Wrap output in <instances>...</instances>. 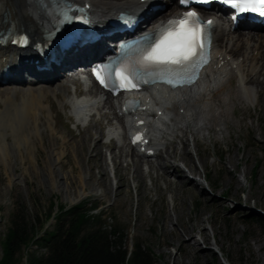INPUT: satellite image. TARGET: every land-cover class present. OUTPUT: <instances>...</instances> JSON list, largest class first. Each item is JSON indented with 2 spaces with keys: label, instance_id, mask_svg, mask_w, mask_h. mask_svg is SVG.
Returning <instances> with one entry per match:
<instances>
[{
  "label": "rangeland",
  "instance_id": "374dc122",
  "mask_svg": "<svg viewBox=\"0 0 264 264\" xmlns=\"http://www.w3.org/2000/svg\"><path fill=\"white\" fill-rule=\"evenodd\" d=\"M262 62L263 75L264 57ZM263 79L262 76L260 81ZM33 84H24L26 87L31 86L28 88L22 84L0 85V122H3V118L4 121L8 120L10 107L26 104L28 96L25 94L30 93L35 85ZM57 87H52L53 93L45 96L46 101H42V109L37 107L35 120L31 121L27 118L26 124L25 122L23 124L26 128V133L22 134L23 138L35 137L33 140L37 141L35 148L30 150L21 142L23 147L20 157L24 163L19 165V156L16 153L10 164L7 159L0 156V260L4 256L3 242L14 214H18L32 231L30 243L21 247L13 256L15 261L13 263L26 264L30 254L38 257L46 252L42 246L36 245V240L45 232L54 229V221L50 216L56 214L59 207L66 209L85 202L86 207L93 205L99 207L98 210H91L90 213L103 214L106 231L109 232L114 226L117 227L124 234L122 243L129 246L133 242L139 243L152 253L154 264H172L174 256L180 261L179 264H264V195L262 194L264 192V93H262V105L247 109L240 105L237 108L239 112L234 120L230 121L229 133L224 136V141L214 134L219 139L213 140L211 135L205 141L198 142L199 151L206 163L205 173L201 174V178L204 176L205 180H198L203 187L205 198H201L198 191L191 195L184 194L181 190L191 181L185 176L192 181L193 178H197L185 168L191 164L188 158L192 159L193 155L181 158L184 167L180 162H176L179 168L181 166L177 175L164 176V179L166 178L164 181L160 178L155 180L153 185L156 188L148 190L141 197L137 196L140 187L150 188V179L154 180L157 174L162 175V171L152 172L142 180L132 181L130 172L121 170L119 182L117 180L116 184L119 192L114 197L113 192L103 195L102 190L104 187L102 174H105L106 168V180L110 189L114 181L105 146V142H109L104 134L108 125L104 120L96 124L100 130L102 145L100 149L89 152L90 146L85 144L84 138L79 137L82 127L73 123L71 107L61 106L65 97L71 95L72 84L67 85L65 92ZM254 87L256 86L253 85ZM5 89L7 90L4 92ZM14 111H17V108ZM43 117L47 123L44 122ZM114 121L117 122L116 119L112 122ZM11 129L4 132L5 138L4 133H0V152L3 151L2 148L6 143L22 137L17 134L15 136L12 132L14 129ZM35 135L39 136L38 139ZM8 137L9 140L6 141ZM80 141L84 142L82 148ZM72 145L77 147L78 153L66 151V147L69 146L71 149ZM103 154L106 156L105 159ZM234 156L241 161L237 163L230 176L228 175L230 168L225 161ZM241 157L243 160L239 159ZM44 161L53 165L54 170L51 173L37 172ZM190 161L196 162L194 156ZM170 163L171 159L167 160L168 169H172ZM154 166L157 167V164ZM140 167L142 171L145 169V165L140 164ZM244 168L247 173L243 177L241 171ZM77 175H80L81 183L76 178ZM183 176V180L180 179ZM230 178L241 180L242 185L237 186L234 182L228 187H223V182ZM166 180L170 183L167 189L164 184ZM171 180L176 181V184ZM174 188L177 189L179 201L182 200L183 212L180 222L186 226L192 225L191 236L198 241L197 251L190 247L179 249L182 241L175 242L179 235V227L174 228L173 237L163 231L165 216L169 214V191H173ZM49 203L52 204V210L47 218L45 215L49 210ZM203 229L204 239L203 234L201 235ZM260 243L261 249L258 247Z\"/></svg>",
  "mask_w": 264,
  "mask_h": 264
},
{
  "label": "bare ground",
  "instance_id": "6f19581e",
  "mask_svg": "<svg viewBox=\"0 0 264 264\" xmlns=\"http://www.w3.org/2000/svg\"><path fill=\"white\" fill-rule=\"evenodd\" d=\"M53 1L54 0H0V31L2 33L8 31L9 35L22 33L27 35L30 41L39 37L44 31H49L50 29V23L47 19L46 12L53 6ZM69 1L85 3L92 14V19L94 20L101 18L107 19L123 10L130 13H137L156 2L155 0ZM158 13L159 12H155L145 18L143 23L146 24V28L144 30L153 27L158 20H164V18L169 15L167 13V15H163V17L159 19L152 20L153 16ZM258 31L261 32L240 33L238 31L229 30L225 23H217L212 31L211 61L200 74L195 85L171 92L152 87L147 89L144 93L138 92L131 94V97L138 103V109L135 113L126 117H123L120 114L122 101L119 102V99L117 100L116 106L114 105L112 98L108 95L96 99L95 93L92 91V86L87 90L88 94L94 96L93 99H90L85 96L87 92L85 94V92L78 89L74 83L77 82V76L74 71L75 65L81 63L84 64L90 59H93L95 53L99 50V44L92 47L89 46L74 54L68 53L60 62L59 66H51L48 72L41 73H35L29 65V58L34 56V54L30 47L26 46L24 50L14 51L15 55L18 56V62L13 56L9 57L8 54L5 56L10 76L4 83L18 86L21 84L23 85L25 81L21 77V74L27 72L33 74L36 78L34 82L35 85L33 84L34 86L31 88L30 93L25 94V96H28L26 104L9 108L8 120L4 121L3 118V122H0V133H4L7 129L12 128L15 131H12L13 134L15 136L17 134L21 137L22 134L26 133V128L23 126L24 122L26 124L27 118L31 121L35 120V110L37 107L42 109L41 104L43 100L46 101L45 96L53 93L52 87L58 86L57 88H61L60 90L65 92L67 85L72 84L74 85L73 94L71 91V95L65 97L61 106L65 107L68 105L71 107L70 113L75 119V125L82 127L79 137L84 138L83 141L85 144L90 146L89 152L100 149L102 145V138L99 133L100 130L96 127V124H99L100 120H104L105 124L108 125L104 134L107 139H109V142H105V146L108 151V160L112 167L111 177L114 181H112L113 185L112 189H110L106 180L107 168L105 167L106 172L105 174H102V179L104 180V187L102 189L103 195H107L111 192H113L114 197L117 195L119 190L116 184L117 180L119 182V172L121 170H123V172H130L132 181H135V179L142 180L145 177H148L152 172L159 173V171H162V175L159 176L157 174L154 180L150 179V188L146 189L144 186L140 187L137 196H144L148 190H152L155 187V180L160 178V180L164 181L166 179H164V176H175L180 172L181 166L179 168L176 162H180L182 167H184L185 165L181 162V158L184 159L189 155H193L196 162L190 161L193 159V156L192 159L188 158L191 164H188V167L185 166V168L188 169L191 174H195L197 178H193L192 181V179L185 176L186 179L191 181L187 182V186L181 190L182 193L191 195L198 191L199 196L205 198L203 197L205 196L203 187H201L198 180H205L204 176L201 178V174L204 175L205 173L206 163L204 156L199 151L198 142L205 141L210 138L211 135L213 136V140L222 138L224 141V136H227L229 133L230 121L237 116L239 112L237 108L240 107V105H243V108L246 107L247 109L248 107H255L256 105L260 106L263 103L262 93H264V79L261 81L260 79L262 76L264 77V73L262 75L264 26L260 27ZM9 47L8 43H0V52H2L3 56L5 55L4 53H7L4 51L5 48L8 50L12 48L14 50L13 47ZM20 60L22 61L19 62ZM96 62L97 61L93 63ZM68 69L73 70L69 71V76L67 73ZM253 85L256 87L253 88ZM6 90L7 89H5L4 92ZM16 108L17 111H14ZM91 110L92 114L89 116L91 119H89L87 118V113ZM43 119L44 122L47 123L44 117ZM114 119L117 120L116 124L125 126L122 132H119L115 123L112 122ZM132 130H135L140 137L137 144H134L133 146L129 144V136L127 135V131ZM52 134L54 135V133ZM214 134L219 136V138ZM3 136L5 138V133ZM115 136H117V139L113 140ZM33 138L24 139L22 136L20 139H14L11 143H6L2 148L3 151L0 152V156L5 158V160L7 159V162L10 164L16 153L19 156V165H21L24 163V160L20 157L22 152L21 148L23 147L21 142H23L26 149L30 150L31 148H35L37 144L36 139L33 140ZM5 140L8 141L9 137ZM144 140H147V143H144ZM83 141H80L81 144L79 143L81 148L84 146ZM190 146L191 149H189ZM49 148L50 147H48V150ZM68 150L73 154L78 153L75 145H72L71 149L67 146L66 151ZM51 152H53V150ZM105 158L106 156L103 154V159ZM169 159H171L170 164L172 169H168L166 165V162ZM239 159L243 160V157ZM219 161H221V159H219ZM239 161L241 160H237L235 156L234 158L229 157L225 161L230 168L228 169V172L230 173L228 175L232 176V170L235 169ZM140 164H142V166L145 165L143 171ZM155 164H157V167L154 166ZM37 170L38 173L40 172L42 174L43 171L51 173L54 170V167L44 161ZM246 173L247 170L244 168L241 171V176L244 177ZM79 176L80 175H77L76 178H78L81 183ZM89 177L90 176L88 175L87 178L89 179ZM183 178L184 176L180 179L183 180ZM232 178L225 183L223 182V187H228L234 182L237 186L242 185L241 180H235ZM171 181L173 184H176V181ZM71 183H73L72 178ZM164 184L167 186H165V189L170 186V183H168L167 180ZM176 190L177 189L174 188V192L171 190L169 191V214L165 216L163 231L165 234L168 233L173 237L174 228L176 226L179 227V235L177 236V239H175V242L177 243L178 241H182L181 245H179V249L190 247L197 251L198 241L195 237L191 236L192 225L189 224L186 226L180 222L181 213L183 212L182 200L181 202L179 201L177 197L178 192ZM262 194L264 195V192H262ZM204 233V229L201 230L203 239L205 238ZM131 245L129 246L130 248ZM258 247L259 249L262 248L261 243ZM208 252L209 251H207V253ZM179 263L180 261L174 256L172 258V264Z\"/></svg>",
  "mask_w": 264,
  "mask_h": 264
},
{
  "label": "trees",
  "instance_id": "16d2710c",
  "mask_svg": "<svg viewBox=\"0 0 264 264\" xmlns=\"http://www.w3.org/2000/svg\"><path fill=\"white\" fill-rule=\"evenodd\" d=\"M94 209L98 207H86L81 202L66 209L59 207L50 216L52 204L49 203L45 217L53 218L54 229L44 231L36 240V245L46 252L38 257L30 254L26 264H154L152 253L139 243L133 242L131 248L122 243L124 234L117 227L106 231L105 217L98 212L90 213ZM31 236V229L14 214L3 242L0 264H15L14 254L30 243Z\"/></svg>",
  "mask_w": 264,
  "mask_h": 264
},
{
  "label": "snow or ice",
  "instance_id": "6c2138e0",
  "mask_svg": "<svg viewBox=\"0 0 264 264\" xmlns=\"http://www.w3.org/2000/svg\"><path fill=\"white\" fill-rule=\"evenodd\" d=\"M196 2L212 3L215 0H196ZM220 2L230 4L240 12L256 11V5H260L259 14L264 15V0H220ZM180 3L185 4L187 0H180ZM65 19H68L66 13ZM197 28L198 18L194 12H188L184 17L169 21V26L160 33L159 42L143 56L145 70L158 72L164 77L180 79H183L189 69L195 71V65L203 55L206 39L202 31H196ZM161 82L172 83V80L163 79ZM187 82L194 81L189 78ZM172 86L176 87L175 84ZM132 87H135V84H132Z\"/></svg>",
  "mask_w": 264,
  "mask_h": 264
}]
</instances>
